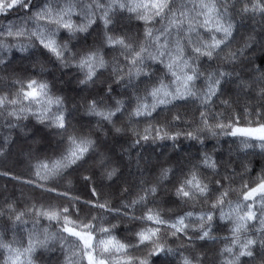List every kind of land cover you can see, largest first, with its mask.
I'll return each instance as SVG.
<instances>
[{
  "label": "snow or ice",
  "instance_id": "obj_1",
  "mask_svg": "<svg viewBox=\"0 0 264 264\" xmlns=\"http://www.w3.org/2000/svg\"><path fill=\"white\" fill-rule=\"evenodd\" d=\"M77 14L80 23L73 20ZM0 17L5 21L0 23L3 127L20 129L32 143L52 144V138H59L53 156L39 159L28 149L12 161L13 167H27V177L8 167L15 140L10 143L8 135L0 139V176L29 186L34 201L17 211L13 197L0 207L14 237L21 226L28 233L27 244L20 246L15 238L0 236L2 264H38V249L50 253L49 264H264V172L251 185L242 182L233 202L227 185L236 170L229 172L205 151L207 139H216V151L225 137L264 153V67L247 59L257 48L264 51V0H184L179 5L175 0H0ZM133 20L138 23L132 25ZM249 20L253 26L246 30ZM78 33L86 34L85 40L93 33L96 38L92 45H74ZM13 48L26 64L12 67ZM109 54H114L111 75L105 76ZM55 71L67 78L61 83L75 85L77 95L88 94L81 96L84 104L69 107L63 89L59 95L52 92L45 73ZM160 71L165 75L157 76ZM109 100L114 103H105ZM78 107L99 118L95 139L72 130ZM181 137L199 145L195 155H180ZM109 140V154L97 152ZM164 141L176 158L160 166L148 184L151 161L140 153ZM125 153L129 163L136 156L137 172L128 174L131 183L122 167ZM92 161L97 168L88 167ZM77 176L89 189L83 202L72 194ZM118 182V192L100 191ZM117 197H123L118 204L113 202ZM46 200L64 203L45 206ZM196 202L205 206L199 211L188 207ZM29 213L32 229L25 218ZM41 216L55 221V233L48 228L42 236L37 233ZM105 216L117 223L98 224ZM118 223L133 239L115 238L111 230ZM225 227L230 241L225 237L220 259L213 262L209 245ZM249 227L256 228L254 235H247ZM97 231L103 235L94 243ZM140 250L147 255H132ZM69 252L75 259H69Z\"/></svg>",
  "mask_w": 264,
  "mask_h": 264
},
{
  "label": "trees",
  "instance_id": "obj_2",
  "mask_svg": "<svg viewBox=\"0 0 264 264\" xmlns=\"http://www.w3.org/2000/svg\"><path fill=\"white\" fill-rule=\"evenodd\" d=\"M53 2L59 3V1H57V0H53ZM74 2L84 3V2H87V0H76V1L74 0ZM182 2H184V0H175V3L177 5H179ZM220 2H223V0H220ZM14 15L15 14H13V16ZM10 18H12V17H10ZM81 19L82 18L79 16V14L73 16V20L75 23H80ZM4 22L5 21L3 20V18L0 17V23H4ZM127 23H128L127 20H125V24H127ZM136 23H138V22L135 20L132 21V25H135ZM155 27L159 28L160 24L157 23L155 25ZM244 28L246 30L248 29L247 27H244ZM198 31L200 32L202 37L207 35L205 30L202 28L198 29ZM61 32L63 33V35H65V36L67 35V33L64 32V30H61ZM135 32H136V29H135V27H133L132 28V34L134 37H135ZM85 35L86 34H84V33H78L77 34L78 40L74 39L72 41V43L75 45L79 41V44L81 46L92 45L95 38H96V33H93L92 35L87 36L86 40L83 39V37ZM239 46H240V44L237 43L234 47L238 48ZM12 53L16 57L13 60V64H12L13 68H16L17 66H19L21 64L27 63V61H22L20 59L21 53L16 51V49L13 48ZM251 54H254V53H251ZM251 54L247 57V59L248 60H254L255 65H259V66L263 67L264 66V53L260 54L258 56H255V57L252 55L253 58L250 59L249 57L251 56ZM5 55H7V53H5ZM113 55L114 54H109L105 57L106 60H108L110 62L109 63V69L105 73V76L111 75V62L113 61ZM117 58L119 60H122V57H119L118 55H117ZM41 59L44 60L43 57ZM37 67H39V65ZM45 67L51 69V65L47 64L46 61H45ZM124 71L126 72L127 69L125 68ZM156 75L162 76V75H165V73L163 71H160V72H157ZM247 75H249V73H245V76H247ZM3 76H4V73L0 72V78H2ZM45 78L48 79L50 82H52V84L54 85V87L52 88V92L54 94H57V95L61 94V90L63 89V94L69 100V105H68L69 107H71L72 103L79 104L78 102L82 101L81 100V93L79 95H77V93L75 91H73V89L75 88V85L68 84L65 86V88H61L57 84V81L55 80V78L52 74L45 73ZM10 79L11 78L9 77L8 82H10ZM2 81H3V79H0V88L4 87V84L2 83ZM165 82L167 83V80ZM99 86H100V84L98 82L97 87H99ZM113 87H116V85L113 84ZM87 95L88 94H85V96H87ZM105 103H114V101L109 100V101H105ZM85 106H86V104H85ZM83 118H85V120H82ZM98 119L99 118H97V117L86 115V114H84V116H83L81 113L78 112L76 119L72 121V124H73L72 130H74L77 135L90 136L91 138L95 139V137L98 136L99 132L97 131L98 132L97 134H95V132L94 133L89 132L88 131L89 128L87 126H89V124H93V125L96 124V121ZM122 121L126 125L125 120H122ZM242 122H243V120H242ZM23 123H28V121H24ZM33 123H34V121H33ZM75 123H76V126H74ZM139 127L143 128V125H140ZM9 130L10 129L3 127V119L0 118V139H2L3 133L9 132L10 136H11V139H10V143H11L12 140L16 139L17 137L19 138V135L22 134L20 129H17V128H13L10 131ZM231 139L232 138L220 137L219 141H220V145L222 146V149H223V145H224V146H228L230 148H235V149H237L238 152H240L242 157L237 162L226 161V158L222 157L223 153L220 149L213 151V146L217 144V141L215 138H209L205 141V144H206L205 151H207L210 155H212L217 160H222L223 164H226L228 166L227 170L229 172H231L233 169L236 170L237 175L235 177H230V183H228V185H227L228 189H229L228 199H230L234 202L237 200V198L239 196L242 182H247L249 185H251L253 183V181L256 180L261 175L262 172H264V153L261 152V149L259 147L247 148V149L243 148L239 141H237L235 144L230 143L229 141ZM102 143H101V146L97 148V152L100 151V152H103L104 154H106L108 152V148L105 147V145L106 146H108V145L105 143H103V144ZM44 144H45L44 148L39 149L40 151L37 152V154H35L39 159H44L46 156H53L54 155V148L55 147L53 146V144H46V143H44ZM167 144H170V142L169 141L158 142V146H155V145L147 146L144 150L141 151V154L146 155V153L149 152L150 149L152 150L153 148H155L156 151L161 153L163 151V148L166 147L165 145H167ZM12 146H13V144H12ZM185 146H187V147L185 148ZM198 147H199V145H196L195 142H189L187 140H184L183 137H181V148H182V151L180 153L181 156H184L186 153H190V152H194V155H195L196 154V148H198ZM21 148L22 147H20L19 149H21ZM174 155H177V153L174 152ZM33 163H35V161H33ZM173 163H174L173 161L167 162L166 164H162L161 166L167 167L168 165L173 164ZM94 164H95V161H94ZM243 166H247V168H248L246 174H243V172H245ZM0 167H3V165H0ZM222 168H223V165H222ZM11 170L14 173L22 174L18 170H13V169H11ZM25 174H27V175H25ZM23 175L25 177H27L29 175V173L26 172ZM1 184H5L7 186H9V185L12 186V185L16 184L18 189L24 188L31 196L28 199L27 198H24V199L20 198L19 199L16 195L17 194L16 191H13V192H11V194L6 196V193H4V191L0 188V207H2L4 205L6 199L11 201L13 199V197H15L14 207L17 211L25 209L26 206L30 207L32 205V203L34 202L33 198H32V189L29 186H27V185L22 186L17 181L10 180V178L3 177V176H0V185ZM16 186H14V187H16ZM4 190H5V188H4ZM114 191L115 192L119 191V185H115ZM72 194L73 195H80L81 196V202H83V199L88 197V195H89V189L84 187V182H83V180H81L79 178V176H77V182L75 183V185L72 186ZM103 198L104 197L101 196V199H103ZM93 199H95V197H93ZM119 199H121V198L120 197L113 198V202L118 204ZM62 203H64V201H59V200H46V201H44L45 206L51 204L53 207H55L59 204H62ZM37 206H39V204ZM204 206L205 205H203L201 202H196L195 205H189L188 207L189 208L195 207V209L197 211H199ZM259 206H260L259 203L257 205H255V207H259ZM166 211H167V209H166ZM93 215H95V213H93ZM25 218L27 220V227L29 229H32L33 217L29 213L28 216H26ZM81 218H83V217L81 216ZM97 223L107 225L108 223L116 224L117 222L114 219H112L111 216H105V218L102 222L98 221ZM253 223H255V222H249V225H252ZM22 227L23 226L16 229L15 237H14L13 231L10 228V222L8 221L7 217L6 216L0 217V236H2L6 241H11L15 238L16 246L27 244L28 233L23 231ZM127 227L131 228L132 225H127ZM44 228H48L50 233H55L57 230L56 225H55V221L50 222L46 217L41 216L38 219V222L36 224L37 233L39 235H43V229ZM111 231H112V234L115 236V238L117 240H120L121 242H126L128 240L133 239L132 233H130L129 231L126 230V225L124 223H118L117 227L113 228ZM255 232H256L255 227H249V231H248L247 235H254ZM102 235H103L102 232L97 231L94 235V241L93 242L95 243L96 239L101 237ZM216 236H217V242L215 244H210L209 248H208L209 259L212 260L213 262L218 261L220 259L218 254H219L220 249L226 243L225 237H228V241H230V235H229L227 227H225L221 230H218ZM174 247H175V245H174ZM99 251H100L101 255H105V253H103V250L100 249ZM132 255H134L135 257H143V256L147 255V252H146V250L133 251ZM36 258H37L38 264H46L45 260H47L48 261L47 264H49L50 253H48L44 250H37ZM3 259H4V252L2 249H0V264H2ZM69 259L70 260L75 259L71 255V252H69Z\"/></svg>",
  "mask_w": 264,
  "mask_h": 264
},
{
  "label": "rangeland",
  "instance_id": "obj_3",
  "mask_svg": "<svg viewBox=\"0 0 264 264\" xmlns=\"http://www.w3.org/2000/svg\"><path fill=\"white\" fill-rule=\"evenodd\" d=\"M57 1H59V3H61V4L65 2V0H57ZM244 24H245L244 27H247L248 29H250L253 26V22L250 21V20L249 21H245ZM263 53H264V51H261L259 48H257L255 50L254 54H251V56L249 58L251 59V58H253V56L255 57V56H258V55L263 54ZM51 74L54 76L55 80L57 81V84L61 88H65V86L68 85V84H63V83L60 82L62 80H66L67 79L66 77H64V76L61 75V72L60 71H55V73H51ZM2 83L4 84L5 82L2 81ZM71 85H73V84H71ZM85 94H87V93H81V96H85ZM78 103L79 104H76V105L79 106L82 103L84 104L85 102L82 100V101H79ZM78 112L81 113L83 116H84V114H86L84 107H78L77 113ZM82 120H85V118H83ZM121 123L124 124L123 121ZM125 123L127 124L126 120H125ZM74 126H76V123L74 124ZM87 127L89 128L88 129L89 132H92V133L95 132V134L98 133L97 132V125L96 124H94V125L93 124H89V126H87ZM8 133L9 132L3 133V137L5 135L10 136V133L9 134ZM98 135H100V134L98 133ZM10 139H11V136H10ZM58 139L59 138H52V141H53L52 144H53L54 147H55V141L58 140ZM101 139L103 140V138H101ZM14 140H15V143L11 147L12 156H11V159L9 161L8 167L11 168V169H13V170H18L22 174H24V173L28 172L27 167H24V166L13 167L12 161H14L17 158H19L20 153H21L22 150L32 149L33 152H34V154H37V152L40 151L39 149L44 148V145L45 144L42 143V142L41 143H32L30 141H25L23 139V133L21 135H19V138L17 137ZM106 144L108 145V146L105 145V147L108 148V152L105 154L107 156L109 154V149H111V147H112V142L109 140ZM20 147H22V148L19 149ZM186 147L187 146H185V148ZM219 149L223 153L222 154V157L223 158H226V161H228V162H237L242 157V155L240 154V152H238L237 149H235V148H230L228 146H224L223 145V149H222V146H219L217 150H219ZM98 152H100V151H98ZM117 152L119 153L120 150L117 149ZM174 152H175V150L172 149L171 147H164L163 148V151L161 153H159L158 151H156L155 148H153L152 150L150 149L149 152L146 153V155H142L140 153V155H141L142 158H147L148 160L151 161L150 167L152 168V171L146 172V175H145V180L148 182V184H151L156 179V177L159 174V167L162 164H166L167 162H172V161L174 162V160L176 158V155H174ZM190 153L194 154V152H190ZM123 155H124V160H123L122 167H123L124 176L127 177L128 180H129V182L131 183L133 181V176H129L128 174H129V171H131L134 174L137 172V168H136V164H135L136 156H135V154H133L131 163H129L127 154L125 153ZM88 167H90V168H97L98 167V164L97 163L94 164V161H92V162H90V165ZM243 168L245 170V172H243V174H246L248 168H247V166H243ZM25 175H27V174H25ZM115 185H119V187H120L119 182L117 184H115ZM115 185H113L112 188L105 187V188L101 189V192L107 193V194L110 195L111 193L115 192L114 191ZM14 186H16V184H14L12 186H10V185L7 186L5 184H1L0 185V188L4 191V193H6V196H8L9 194H11V192H13V191H16L17 192L16 195H17V197L19 199L20 198H23V199L24 198H27L28 199L31 196L24 188H21V189L19 188L18 189L17 186H16L17 188L14 187ZM4 188H5V190H4ZM120 198L123 199V197H120ZM129 199H131V197H129ZM157 204H159V201H157ZM150 206L151 207H156L157 205H150ZM165 211H166V209H165ZM140 213H141V210H138L136 214L139 215ZM38 250H43V249H38ZM101 250H102V247H101ZM61 259H63V257H61ZM45 262L47 264L48 261L45 260Z\"/></svg>",
  "mask_w": 264,
  "mask_h": 264
},
{
  "label": "bare ground",
  "instance_id": "obj_4",
  "mask_svg": "<svg viewBox=\"0 0 264 264\" xmlns=\"http://www.w3.org/2000/svg\"><path fill=\"white\" fill-rule=\"evenodd\" d=\"M76 1V0H75Z\"/></svg>",
  "mask_w": 264,
  "mask_h": 264
}]
</instances>
